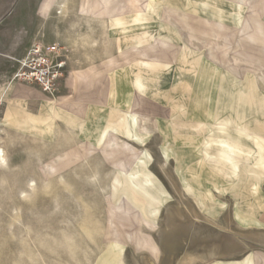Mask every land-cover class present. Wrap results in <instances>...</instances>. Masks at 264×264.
Segmentation results:
<instances>
[{"label": "crops", "instance_id": "crops-1", "mask_svg": "<svg viewBox=\"0 0 264 264\" xmlns=\"http://www.w3.org/2000/svg\"><path fill=\"white\" fill-rule=\"evenodd\" d=\"M145 1L111 20L37 28L30 3L0 20V137L27 146L37 187L53 164L65 186H120L155 224L76 264H264V0ZM37 42L67 52L52 95L14 80Z\"/></svg>", "mask_w": 264, "mask_h": 264}, {"label": "rangeland", "instance_id": "rangeland-1", "mask_svg": "<svg viewBox=\"0 0 264 264\" xmlns=\"http://www.w3.org/2000/svg\"><path fill=\"white\" fill-rule=\"evenodd\" d=\"M29 3L35 7L37 28L41 26L38 20L110 19L111 15L124 14L128 9L143 10L146 6L143 0H0V20H12L13 10ZM25 18L26 14L21 20ZM242 32L248 33L246 28ZM229 36L226 37L228 66L242 76L245 72L237 71L240 68L237 64L243 59L231 54L233 42ZM258 78L264 81V69L259 71ZM0 147L7 155L6 169L0 167V264H32L28 256L35 260L37 251L43 254L47 264L87 262L99 252L100 257L106 258L114 249L103 250V242L143 241V233L134 229L143 223L154 227L126 196L115 199L120 186L113 185L111 193L102 189L103 197L96 191L87 192V188L85 191L80 185L65 186L54 181L60 174L59 168L44 163L39 171L45 185L37 187L33 171L26 167L27 146L14 144L4 136L0 137ZM13 164L21 168H13ZM33 190L35 195H31ZM81 194L89 199L84 200ZM103 198L105 217L100 212ZM29 210L37 213L33 215ZM183 257H178V264Z\"/></svg>", "mask_w": 264, "mask_h": 264}, {"label": "built area", "instance_id": "built-area-1", "mask_svg": "<svg viewBox=\"0 0 264 264\" xmlns=\"http://www.w3.org/2000/svg\"><path fill=\"white\" fill-rule=\"evenodd\" d=\"M67 61V52L58 45L37 42L20 62L14 80L34 86L45 95H52L67 74Z\"/></svg>", "mask_w": 264, "mask_h": 264}, {"label": "bare ground", "instance_id": "bare-ground-1", "mask_svg": "<svg viewBox=\"0 0 264 264\" xmlns=\"http://www.w3.org/2000/svg\"><path fill=\"white\" fill-rule=\"evenodd\" d=\"M144 2H146V6L148 5V1H145L144 0ZM56 3V2H55ZM63 3V2H62ZM106 3H108L107 1H106ZM62 5V4H61ZM64 5H66V4H64ZM59 6V5H58ZM145 6V7H146ZM66 7V6H65ZM53 8V7H52ZM61 8H62V6H61ZM61 8H59V9H61ZM63 9V8H62ZM65 10V9H64ZM60 11H62V10H60ZM50 12V11H49ZM61 13V12H60ZM66 13V12H65ZM63 15V14H62ZM121 15H123V14H118V15H111L110 16V20L111 19H117L118 17H120ZM48 17V16H47ZM179 33V32H178ZM233 74V73H232ZM259 82H260V85H261V88H262V90H264V81L262 80V79H259ZM2 133V132H1ZM6 156L7 155H5V150L2 148V147H0V167L1 168H4L5 167V165H6V162H7V160H6ZM7 166V165H6ZM5 169H6V167H5ZM34 183V182H33ZM135 188H136V190H139L140 192H143V194L144 195H146V193H144V190H142L141 189V187L139 186V185H135ZM29 190V189H28ZM34 191V190H33ZM32 191V192H33ZM23 194H25V192L23 193ZM27 194V193H26ZM147 196V195H146ZM20 198V197H19ZM23 198V197H22ZM26 200V199H25ZM181 206V205H180ZM181 208V207H180ZM138 210V209H137ZM18 211V210H17ZM19 212V211H18ZM182 213V212H181ZM175 216V215H174ZM181 216H183V215H181ZM178 217H179V213H178ZM177 217V218H178ZM19 220V219H18ZM19 222V221H18ZM177 227V226H176ZM27 229V228H26ZM176 229V228H175ZM86 231V230H85ZM92 230H90V232H91ZM168 231V230H167ZM86 233V232H85ZM91 234V233H90ZM87 236V235H86ZM91 238V237H90ZM92 240V239H91ZM44 244V243H43ZM112 244H114V243H112ZM116 244V243H115ZM44 247V246H43ZM51 250V249H50ZM173 251V250H172ZM36 255V254H35ZM28 257H30L29 259L32 261V264H47V262L45 261V259H44V257H43V254L40 252V251H37V255L35 256V257H37L35 260H33L32 259V255L31 256H28ZM34 257V258H35ZM41 258H42V260H41ZM41 260V261H40ZM121 261H122V259H121ZM151 261V260H150ZM125 262V261H124ZM148 262H149V260H148ZM193 262H198V259L196 258V257H192V256H187V255H185L183 258H181L180 260H179V264H192ZM150 263V262H149ZM148 263V264H149ZM153 263V262H152ZM151 263V264H152ZM18 264H21V263H18ZM82 264V263H81ZM123 264V263H122ZM154 264V263H153Z\"/></svg>", "mask_w": 264, "mask_h": 264}]
</instances>
